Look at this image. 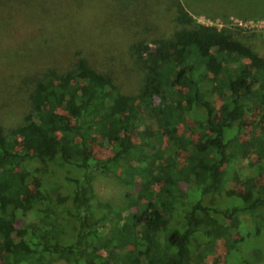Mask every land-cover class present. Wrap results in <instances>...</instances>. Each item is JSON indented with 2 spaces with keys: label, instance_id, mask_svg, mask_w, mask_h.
Returning a JSON list of instances; mask_svg holds the SVG:
<instances>
[{
  "label": "trees",
  "instance_id": "1",
  "mask_svg": "<svg viewBox=\"0 0 264 264\" xmlns=\"http://www.w3.org/2000/svg\"><path fill=\"white\" fill-rule=\"evenodd\" d=\"M83 1L0 0V264H264V50L179 0L110 9L128 28Z\"/></svg>",
  "mask_w": 264,
  "mask_h": 264
},
{
  "label": "rangeland",
  "instance_id": "2",
  "mask_svg": "<svg viewBox=\"0 0 264 264\" xmlns=\"http://www.w3.org/2000/svg\"><path fill=\"white\" fill-rule=\"evenodd\" d=\"M49 3V7L56 6L58 3L62 6H56V13L68 14L71 8L75 4V0H42ZM89 0L83 1V9L77 10V14L80 15L78 23L82 24L85 19L90 16L93 18L92 11L96 12L98 9L103 11L98 19L106 18L110 16L112 23L120 21V26L128 28L123 20H120V15L116 12L110 11L113 7H117L124 3L126 0H92L94 7L88 6ZM193 19L200 24L214 26L217 29H226L231 32L243 34L242 40L249 43L256 52H262L264 50V0H179ZM77 2V1H76ZM128 2V1H127ZM127 16V15H124ZM73 22L74 25L78 24ZM87 31H83L81 26L80 31H76V38H83L88 42L92 35H86ZM125 42L131 43L132 39L126 37ZM102 52V51H101ZM100 53V52H99ZM144 72L140 65L134 61L131 67V84L127 89V93L130 96H134L138 93ZM106 150L99 147H93L92 154L95 157H103L106 155ZM240 177L250 176L252 170L248 167L237 169ZM94 192L99 199H111L114 196H118V189L113 186V182L105 177H97L93 182ZM26 223H36L37 214L31 212L26 218ZM247 244V243H246ZM244 244V254L251 257L254 260H264V238L256 240L255 243Z\"/></svg>",
  "mask_w": 264,
  "mask_h": 264
}]
</instances>
